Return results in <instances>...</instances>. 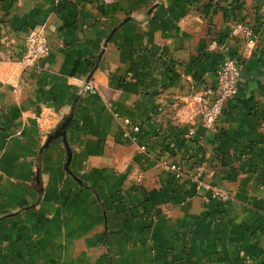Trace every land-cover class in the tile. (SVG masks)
Instances as JSON below:
<instances>
[{
    "label": "crops",
    "instance_id": "1",
    "mask_svg": "<svg viewBox=\"0 0 264 264\" xmlns=\"http://www.w3.org/2000/svg\"><path fill=\"white\" fill-rule=\"evenodd\" d=\"M100 1L0 0V264H264V234L248 231L264 227V0ZM234 21L259 41H234ZM38 26L49 55L6 61ZM228 54L247 60L208 130L198 114ZM92 75L100 93H81ZM72 112L71 156L54 140L40 185L39 153ZM196 160L229 202L197 192Z\"/></svg>",
    "mask_w": 264,
    "mask_h": 264
},
{
    "label": "built area",
    "instance_id": "2",
    "mask_svg": "<svg viewBox=\"0 0 264 264\" xmlns=\"http://www.w3.org/2000/svg\"><path fill=\"white\" fill-rule=\"evenodd\" d=\"M241 32L247 38L251 40L253 37V31L245 26H239L235 30V33ZM50 53V42L46 33L39 29H32L25 41H24V53L22 63L34 67L42 59L46 58ZM217 83L219 91L213 102H211L205 109L200 111L203 126L212 130L215 129L217 123L220 121L221 116L224 113L227 101L237 95L241 78V64L233 56L226 57L223 59L216 71ZM84 92L90 94H98V88L91 82L84 86ZM194 116H189L187 122L191 126L189 128V135L195 134V128H193ZM121 127L124 130L127 137L131 138L132 141L136 142V136L141 132L140 126L132 122V120L126 118L122 120ZM142 151H146V146L140 147ZM175 170L176 166H170Z\"/></svg>",
    "mask_w": 264,
    "mask_h": 264
},
{
    "label": "rangeland",
    "instance_id": "3",
    "mask_svg": "<svg viewBox=\"0 0 264 264\" xmlns=\"http://www.w3.org/2000/svg\"><path fill=\"white\" fill-rule=\"evenodd\" d=\"M102 1V0H101ZM100 1V2H101ZM154 3V2H153ZM108 1L106 2V1H104V2H101V7L102 8H104V7H106V6H108ZM156 5L157 4H155V6H153L151 9H152V11L155 9V7H156ZM59 8H60V4H59V2L56 4V11L60 14L61 13V10H59ZM126 21H129V20H126ZM245 26V27H247V28H249V29H251L252 31H253V37L254 38H251V40L249 39V38H247L245 35H243L241 32H238V33H235V30L237 29V28H239V26ZM36 29H39V30H42V31H46V28H45V26H38V27H36ZM118 30V28H116V29H114L113 30V32H112V35L116 32ZM230 35H231V37L232 38H234V41H237V40H244L245 42H246V44L247 45H251V46H254L255 44H256V42L257 41H259V31H258V29L255 27V26H253V25H251L250 23H247V22H244V21H234L233 22V24H232V26H231V28H230ZM46 33V32H45ZM107 44V43H106ZM18 47V46H17ZM252 50V49H251ZM11 53L9 54V56L8 57H10L11 56V54H17L16 52L17 51H15V50H12L11 49ZM15 52V53H14ZM103 53H104V50L102 51V54H101V56H100V59H101V57H102V55H103ZM20 54V53H19ZM249 55L251 56V52H248L247 53V57H249ZM229 56H232V54H228V55H226L225 57H224V59L226 58V57H229ZM15 57V58H14ZM234 58H236L238 61H239V63L241 64V73H242V69L244 68V65H245V62H246V60H247V58H246V60L245 61H243V59L242 58H238L237 56H233ZM13 59H15V60H13ZM17 59H19V57H17V55L16 56H12V57H10V59L8 58V59H6V61H11V62H13V63H16V62H18V63H20L22 66H24L25 68H29L30 66H27V65H25V64H23L22 63V60L20 61V60H17ZM92 77H93V75L91 76V77H89L87 80H85L84 82H83V85H82V89H81V93H86V92H84V86L87 84V83H89V82H91L92 81ZM240 82H241V78H240ZM93 84V83H92ZM240 84V83H239ZM218 91H219V86H218V83H217V93H218ZM100 92H99V90H98V94H99ZM236 97V96H235ZM235 97H233V98H230L228 101H227V104H226V107L228 106V104L232 101V100H234L235 99ZM215 100V99H214ZM214 100H212L211 102H213ZM226 107H225V110H226ZM222 117V116H221ZM187 120L188 119H186L185 120V122L186 123H188L187 122ZM189 124V123H188ZM192 126V125H191ZM191 136V135H190ZM203 161L202 160H196L195 161V164H194V166H195V171H194V173H193V175H192V178H193V180H194V182H195V185H196V190H197V192H199V191H201V190H210L211 191V193H212V199L213 200H218V201H222V202H229L230 200H231V194H230V192L229 191H227V190H225V189H222V188H220V187H217V186H211V185H209V184H205L202 180H201V178H200V176H201V174H202V172L204 171V164L202 163ZM162 165H163V167L168 171V172H170L171 174H174V175H178L179 173H181V170L179 169V168H176L175 170H172L173 168H170V166H175V165H172V164H169L168 162H166V163H162ZM254 229V231H251V230H248L250 233H256L257 231H261L262 232V234H264V227H260V229H255V228H253Z\"/></svg>",
    "mask_w": 264,
    "mask_h": 264
},
{
    "label": "water",
    "instance_id": "4",
    "mask_svg": "<svg viewBox=\"0 0 264 264\" xmlns=\"http://www.w3.org/2000/svg\"><path fill=\"white\" fill-rule=\"evenodd\" d=\"M74 109H75V106H73V111H74ZM72 120H73V112L64 118L60 127L53 134L49 135L48 141L46 142V144L43 146V148L41 149V151L39 153V157H38V165L39 166H38V172H37V178H36L37 180H39V177H40V159H41V156L44 153V151L47 148H49V146L54 142V140L62 138L69 155L71 154V150L69 149L68 144H67V133H68V130L70 128Z\"/></svg>",
    "mask_w": 264,
    "mask_h": 264
},
{
    "label": "trees",
    "instance_id": "5",
    "mask_svg": "<svg viewBox=\"0 0 264 264\" xmlns=\"http://www.w3.org/2000/svg\"><path fill=\"white\" fill-rule=\"evenodd\" d=\"M38 181H39V184L41 185V180L39 179Z\"/></svg>",
    "mask_w": 264,
    "mask_h": 264
}]
</instances>
